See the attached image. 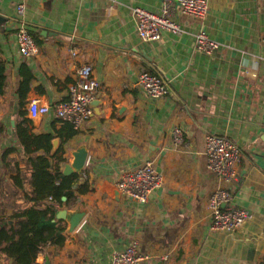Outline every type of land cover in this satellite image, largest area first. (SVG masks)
<instances>
[{
    "label": "crops",
    "instance_id": "obj_1",
    "mask_svg": "<svg viewBox=\"0 0 264 264\" xmlns=\"http://www.w3.org/2000/svg\"><path fill=\"white\" fill-rule=\"evenodd\" d=\"M207 3L201 20L175 14L180 34L163 32L159 41L147 42L136 33L133 10L158 12L161 0H0L6 78L0 95L1 193L17 171L30 177L16 131L23 114L31 120L29 103L52 107L66 100L83 64L91 65L98 83L90 119L67 142L58 138L60 171L72 150L85 145L88 151L79 184L86 182L89 192L75 204L86 217L62 248L47 246L37 264H110L112 254L131 243L145 257L142 264H264V0ZM18 5L24 6L21 18ZM21 19L39 48L35 56L19 53ZM199 31L218 43L212 54L195 50ZM142 71L164 81L165 99L152 100L139 87ZM25 76L26 91L20 89ZM61 125L50 112L31 120L29 130L55 136ZM207 135L239 148L236 178L226 189L230 206L250 217L234 232L210 230L207 201L222 184L207 166ZM146 161L163 183L140 204L122 196L116 183ZM11 214L0 202V219ZM0 264L10 261L0 255Z\"/></svg>",
    "mask_w": 264,
    "mask_h": 264
},
{
    "label": "built area",
    "instance_id": "obj_2",
    "mask_svg": "<svg viewBox=\"0 0 264 264\" xmlns=\"http://www.w3.org/2000/svg\"><path fill=\"white\" fill-rule=\"evenodd\" d=\"M207 0H161L158 12H150L143 8H134L136 33L142 41L156 42L163 32L180 34L182 27L175 22V14L203 19L208 13ZM16 13L21 18L24 6L18 5ZM16 41L19 53L24 57L35 56L39 48L21 19L16 31ZM197 52L205 55L212 54L218 49L216 41L208 37L204 31H199L194 37ZM138 85L152 100L165 99L168 88L157 75L142 71L138 76ZM98 90V83L93 76L91 65L83 64L76 72V79L67 91L66 100L55 103L52 107L31 101L28 105V117L38 119L53 112L56 120L66 121L76 130L86 123L92 115L91 102ZM174 141L182 142L181 133L173 131ZM205 155L207 166L215 178L222 184L209 196L207 208L210 215V230L234 232L250 217L244 208L230 206L231 193L226 189L236 178L235 167L239 161V148L230 140L207 135L205 138ZM163 177L153 168L151 161L122 174L116 183L119 193L129 200L140 204L148 202L150 195L162 186ZM145 257L137 249L136 243H131L122 251L112 254L110 264H142Z\"/></svg>",
    "mask_w": 264,
    "mask_h": 264
},
{
    "label": "trees",
    "instance_id": "obj_3",
    "mask_svg": "<svg viewBox=\"0 0 264 264\" xmlns=\"http://www.w3.org/2000/svg\"><path fill=\"white\" fill-rule=\"evenodd\" d=\"M28 80L25 76L21 90H28ZM5 81V67L0 62V95ZM56 121L62 123L55 132L62 143L78 133L71 123ZM30 124L31 120L23 114L16 127L19 143L30 165V177L24 178L19 170L11 177L10 187L0 192V202L12 210L10 217L0 219V255L10 264H37V257L46 253L47 246L56 250L62 248L67 238L66 227L61 221H54L55 212L61 207L75 206L79 196L89 192L86 182L79 184L80 175L62 176L58 166L64 162L62 146L50 155L55 136L35 135L29 130ZM38 151L43 154L37 155ZM50 158L56 160L54 169ZM63 197L66 198L64 202ZM23 203L28 206L22 208Z\"/></svg>",
    "mask_w": 264,
    "mask_h": 264
},
{
    "label": "water",
    "instance_id": "obj_4",
    "mask_svg": "<svg viewBox=\"0 0 264 264\" xmlns=\"http://www.w3.org/2000/svg\"><path fill=\"white\" fill-rule=\"evenodd\" d=\"M1 20V18H0ZM97 101H92L91 106H96ZM59 146V139L54 138L52 141V151L55 153ZM53 153V154H54ZM71 160L66 163L61 171L62 176H69L72 174L80 175L85 167L88 151L85 145L79 146L77 149L70 152ZM63 202L66 198L61 199ZM87 211L81 207L80 204L76 205L73 209L57 210L54 215V221L64 222L66 224V235L72 234L86 217Z\"/></svg>",
    "mask_w": 264,
    "mask_h": 264
}]
</instances>
